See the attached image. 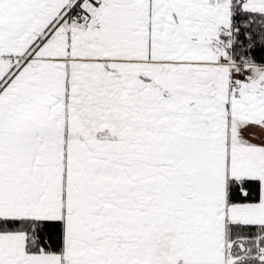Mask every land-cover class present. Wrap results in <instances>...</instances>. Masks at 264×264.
I'll return each mask as SVG.
<instances>
[{
	"label": "snow or ice",
	"instance_id": "obj_1",
	"mask_svg": "<svg viewBox=\"0 0 264 264\" xmlns=\"http://www.w3.org/2000/svg\"><path fill=\"white\" fill-rule=\"evenodd\" d=\"M0 264H264V0H0Z\"/></svg>",
	"mask_w": 264,
	"mask_h": 264
}]
</instances>
